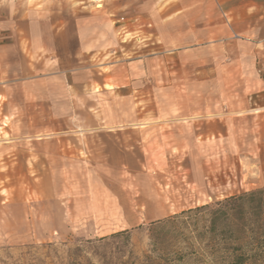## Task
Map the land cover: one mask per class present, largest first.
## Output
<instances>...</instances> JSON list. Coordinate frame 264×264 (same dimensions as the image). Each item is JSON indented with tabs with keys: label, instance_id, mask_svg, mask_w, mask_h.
<instances>
[{
	"label": "rangeland",
	"instance_id": "rangeland-1",
	"mask_svg": "<svg viewBox=\"0 0 264 264\" xmlns=\"http://www.w3.org/2000/svg\"><path fill=\"white\" fill-rule=\"evenodd\" d=\"M217 1H54L64 54L30 58L0 113V264H229L264 248L215 215L264 190L250 86L219 72L201 23L185 39L188 12L219 15Z\"/></svg>",
	"mask_w": 264,
	"mask_h": 264
},
{
	"label": "crops",
	"instance_id": "crops-1",
	"mask_svg": "<svg viewBox=\"0 0 264 264\" xmlns=\"http://www.w3.org/2000/svg\"><path fill=\"white\" fill-rule=\"evenodd\" d=\"M54 1L0 0V113L3 106L13 105L10 91L20 73L29 66L34 69L30 58L64 54L60 47L65 49L67 38L51 18L58 13ZM212 5L208 3L201 18L188 12L185 39H196V25L201 23L203 38L218 48L219 72L240 73L250 86L242 110L264 115V0H218L214 5L222 11L219 15ZM94 41L85 37L82 46L99 50Z\"/></svg>",
	"mask_w": 264,
	"mask_h": 264
},
{
	"label": "trees",
	"instance_id": "trees-1",
	"mask_svg": "<svg viewBox=\"0 0 264 264\" xmlns=\"http://www.w3.org/2000/svg\"><path fill=\"white\" fill-rule=\"evenodd\" d=\"M215 215L228 217L229 214L237 216L241 222V232H245L254 241L264 240V190H256L239 196H233L215 205ZM250 218V219H248ZM250 223L252 226H247ZM211 228H215L212 219ZM234 258L229 264H248L253 257L260 258L264 255V248H233ZM237 253V254H236Z\"/></svg>",
	"mask_w": 264,
	"mask_h": 264
}]
</instances>
